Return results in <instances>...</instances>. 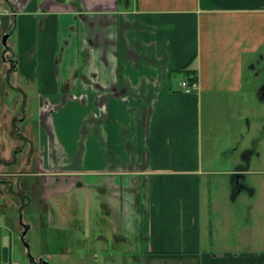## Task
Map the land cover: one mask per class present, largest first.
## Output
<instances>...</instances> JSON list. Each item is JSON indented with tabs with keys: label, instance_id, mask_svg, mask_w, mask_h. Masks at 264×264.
Returning <instances> with one entry per match:
<instances>
[{
	"label": "crops",
	"instance_id": "0c3cea01",
	"mask_svg": "<svg viewBox=\"0 0 264 264\" xmlns=\"http://www.w3.org/2000/svg\"><path fill=\"white\" fill-rule=\"evenodd\" d=\"M0 10L14 37L0 51L10 78L0 81V197L17 175L42 179L47 223L61 242L71 231L83 256L264 264V228L226 222L230 205L249 208L244 192L257 194L235 188L255 172V138L248 147L235 129L207 159L202 144L206 106L221 101L236 118L246 94L264 105V0H0ZM185 66L192 92L180 86ZM36 113L37 134L30 123L22 134ZM28 145L37 159L24 167L36 172L11 170ZM2 240L0 227V264H14Z\"/></svg>",
	"mask_w": 264,
	"mask_h": 264
},
{
	"label": "rangeland",
	"instance_id": "374dc122",
	"mask_svg": "<svg viewBox=\"0 0 264 264\" xmlns=\"http://www.w3.org/2000/svg\"><path fill=\"white\" fill-rule=\"evenodd\" d=\"M126 1L127 0H122V3ZM1 19L3 23H0V51L1 46H3L4 49L6 48V45L3 44V37L5 34H9L7 31L9 27L8 18L3 16L0 17V20ZM8 39L9 44H11L14 37L10 35ZM7 46L9 47L8 43ZM6 57V59H8V54ZM3 66L4 54L2 51V54H0V81H2V83L10 80V78H8V72L7 74L4 73ZM5 66L8 67V65ZM262 73L264 77V72ZM173 74L175 82L179 78L184 77V73L181 71H176ZM175 88L178 89V86L175 85ZM3 98L8 100L5 95H3ZM243 98V102L239 101L237 106L233 108L237 113L234 115L236 118L231 116L232 111L230 106L222 104L221 101L214 103L213 113L209 107H205V110H203L204 135L202 144L204 157L207 159L212 155L213 150H217L218 147H215L217 141L220 142L223 138H225V140H231L235 129L237 133L241 132L237 137H239L242 143L245 142L244 145L248 147L252 145V137L255 138L257 142L256 145H258V153L254 155L251 164V170L255 172L247 176L245 183L253 185L256 188L257 194L251 197L244 192L243 198H246V203H250L249 208H246V204H242V201H240L241 199L237 204L230 205L232 207L227 209L230 213L226 217V222L228 229H230L229 227L236 226L237 228L251 229V231L253 230L252 234H256L264 228V105H261L256 95L246 94ZM29 110L35 111V107L29 106ZM210 113L214 115L211 117L214 118L213 120L208 117ZM38 119L37 113L34 118L30 116L27 122L23 124L21 133L23 134V130L26 128L25 126L30 123L31 126H36L33 132L37 134ZM233 119L235 125L228 130L227 124L230 121L233 122ZM211 125H213V130L210 133L213 132V134H208L206 136V132L209 131ZM19 155V166H11V170L18 171L20 169L22 172L26 171L27 173L36 172L37 168L35 163H33V167L30 168H25L23 163L26 157H31L32 160L33 158L35 160L37 159V156L31 153L30 146L28 145L27 149ZM243 163L246 162L243 161ZM41 181L42 179L39 177L35 178L24 174H20V176L17 175L12 181L14 190L10 191L9 194V192H6V188L4 198L0 197V212L3 209L4 213L5 209V213L8 215L6 219H0V227L3 230V247L8 248V256L12 250L13 258L16 260L15 262L20 264H41L42 261H50L52 264H125L122 257L116 258L101 252L95 256L89 254L83 256L78 252L70 230H68L70 232L65 236L69 239L65 241L62 240L61 242L59 239L60 234L56 232L58 229L54 230L50 228L47 223L45 206L41 197L44 195L41 193ZM2 203L3 208L1 205ZM26 226H29V229L24 238L25 240H23L22 232ZM10 235H12V240L10 239ZM235 235L234 231L233 233H228L226 237L234 239ZM11 241L12 249H10ZM230 245L231 244H228L227 246L229 247ZM60 246H63L65 251H63V248H59ZM244 246L247 247L249 244L245 243ZM61 251L63 252L61 253ZM239 251L249 252L250 250L244 248ZM251 251L255 252V250L252 249ZM48 254H53L51 260ZM1 264L8 263L2 262Z\"/></svg>",
	"mask_w": 264,
	"mask_h": 264
},
{
	"label": "flooded vegetation",
	"instance_id": "af4514ba",
	"mask_svg": "<svg viewBox=\"0 0 264 264\" xmlns=\"http://www.w3.org/2000/svg\"><path fill=\"white\" fill-rule=\"evenodd\" d=\"M245 176V175H244ZM244 176H241L239 178H236V190H240L241 188H249V186L245 183V180H240V178H244ZM44 182L43 180L40 182V187H41V193L44 194L45 192V188H44ZM42 197V201L44 202L43 196ZM42 264V263H41Z\"/></svg>",
	"mask_w": 264,
	"mask_h": 264
},
{
	"label": "built area",
	"instance_id": "2783aa9c",
	"mask_svg": "<svg viewBox=\"0 0 264 264\" xmlns=\"http://www.w3.org/2000/svg\"><path fill=\"white\" fill-rule=\"evenodd\" d=\"M197 85V82H190L188 79H184L183 81L180 82V86L184 91L186 92H192ZM14 264H20L18 262H14Z\"/></svg>",
	"mask_w": 264,
	"mask_h": 264
},
{
	"label": "trees",
	"instance_id": "16d2710c",
	"mask_svg": "<svg viewBox=\"0 0 264 264\" xmlns=\"http://www.w3.org/2000/svg\"><path fill=\"white\" fill-rule=\"evenodd\" d=\"M187 79L192 83V82H197L198 78H197V75H196V72L192 69H190L188 66H185L182 68V70Z\"/></svg>",
	"mask_w": 264,
	"mask_h": 264
},
{
	"label": "water",
	"instance_id": "95a60500",
	"mask_svg": "<svg viewBox=\"0 0 264 264\" xmlns=\"http://www.w3.org/2000/svg\"><path fill=\"white\" fill-rule=\"evenodd\" d=\"M10 34H5V36L3 37V44L7 46V40H8V37H9ZM240 176H244V174H238L237 175V178L240 177ZM29 227V226H28ZM27 226L25 227L24 231L22 232V238L23 240H25V236L27 234V231H28V228ZM42 264H44V262H42Z\"/></svg>",
	"mask_w": 264,
	"mask_h": 264
}]
</instances>
